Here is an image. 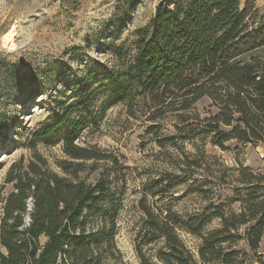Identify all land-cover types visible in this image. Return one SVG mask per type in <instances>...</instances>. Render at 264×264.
<instances>
[{"label": "trees", "instance_id": "trees-1", "mask_svg": "<svg viewBox=\"0 0 264 264\" xmlns=\"http://www.w3.org/2000/svg\"><path fill=\"white\" fill-rule=\"evenodd\" d=\"M250 11L241 10L240 0H161L151 21L135 31L137 52L104 106L124 100L130 116L139 109L153 124L174 117V128L186 133L198 127L222 150L230 141L264 144V16L250 23ZM73 88L81 92L79 100L34 134L35 141L47 139L69 124L62 139L66 158L55 160L59 171L33 142L32 156H21L6 172L0 190V264H101L118 252V207L110 199V177L95 183L80 177L89 160L111 156L77 143L92 120L70 121L72 114L90 111L96 92L85 81ZM202 101L206 117L196 111ZM193 138L181 136L184 142ZM167 140L178 145L174 137ZM249 171H239L238 211L214 206L186 219L141 199L140 264H253L250 253L257 255L264 237V169ZM214 220L219 225L208 231ZM179 231L200 240L197 257Z\"/></svg>", "mask_w": 264, "mask_h": 264}, {"label": "rangeland", "instance_id": "rangeland-1", "mask_svg": "<svg viewBox=\"0 0 264 264\" xmlns=\"http://www.w3.org/2000/svg\"><path fill=\"white\" fill-rule=\"evenodd\" d=\"M160 1L0 0V190L12 162L32 156L33 142L59 171L55 160L66 158L62 139L69 124L47 139L35 141L34 134L56 123L66 106L79 100L81 92L73 87L85 81L97 100L90 111L70 118L92 120L77 143L111 158L89 160L80 177L95 183L109 176L110 199L118 207V252L101 264H140L136 236L143 224L141 199L186 219L202 216L214 206L238 211L239 171L249 168L258 174L264 169L262 143L230 141L222 150L198 127L186 133L174 128V117L153 124L147 121L150 114L139 109L136 117L130 116L124 100L104 106L137 52L135 31L151 21ZM240 2L241 10H251L250 23L263 18L264 0ZM206 104L197 105L202 117L208 115ZM185 134L194 138L184 142ZM219 222L214 220L207 230ZM179 235L197 257L200 240L185 231ZM145 251L154 253L151 248ZM250 256L253 264H264V237L257 255Z\"/></svg>", "mask_w": 264, "mask_h": 264}, {"label": "bare ground", "instance_id": "bare-ground-1", "mask_svg": "<svg viewBox=\"0 0 264 264\" xmlns=\"http://www.w3.org/2000/svg\"><path fill=\"white\" fill-rule=\"evenodd\" d=\"M9 37V36H8Z\"/></svg>", "mask_w": 264, "mask_h": 264}]
</instances>
